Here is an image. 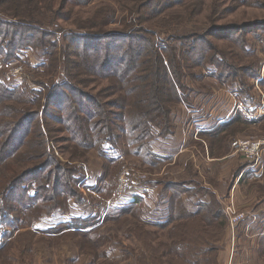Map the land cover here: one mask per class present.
Wrapping results in <instances>:
<instances>
[{
    "label": "trees",
    "instance_id": "obj_1",
    "mask_svg": "<svg viewBox=\"0 0 264 264\" xmlns=\"http://www.w3.org/2000/svg\"><path fill=\"white\" fill-rule=\"evenodd\" d=\"M57 1L0 0V64L20 58V53L32 46L49 48L50 56L61 49V68L65 72L61 81L49 80V84L41 81L44 90L45 86L48 88L45 101L39 98L42 95L39 90L31 89L30 96L22 86L9 87L0 81V227L6 231L0 238V257L9 261L2 262L4 264L17 261L7 251L14 248L16 255L18 249L24 253L20 246L7 242L14 232L28 227L24 235L40 234L31 228L41 219L44 210L47 215H53L58 210H67L71 200L83 204L82 193L78 190L83 174H78L79 170L71 165L74 161H85L90 151H98L104 166L110 170V173L104 172L100 180L106 183L110 177L108 184L98 188L106 197L112 192L114 177L108 174L120 166L118 161H125L128 148L132 147L134 151L130 153L148 167V159L156 157L149 151L147 140L165 137L175 127L172 110L183 100L180 90H186L187 84H182L185 71L194 77L191 69L215 64L219 69L246 70L245 75L252 79L261 75L254 57L242 68L229 65L224 58L227 53H221L222 49L214 46L210 37L232 40V45L248 52L250 47L246 45L245 35L262 29L264 22L235 24L236 28L231 29L213 26L206 33L189 36H180L171 30L172 34L163 37V30L155 31L143 24L162 17L154 26L172 25L177 12L167 13L171 7L196 5L201 0H114L123 11L136 15L135 18L129 20L128 16H123L118 20L114 11L109 10L108 14L101 9L91 25L73 23L76 27L70 28L69 33L61 37L63 40L60 38V48L57 41L53 42L54 38L58 39L57 34L46 29L41 17L53 12L68 19L66 14L72 15L71 9L87 7L92 0H60L56 5ZM238 4L248 5L244 1ZM114 23L119 26L107 30ZM218 55L221 62H218ZM230 59L235 64L239 55L231 54ZM58 65L56 62L53 66L55 70ZM213 77L225 83L226 79ZM104 80L118 84V90L113 88V100L101 99L105 94L98 87ZM260 81L264 86V78ZM252 88V85L240 83L237 94L244 96L243 103L255 101L249 93ZM241 123L252 125L255 122L240 116L226 126L227 130L238 128ZM259 129L264 135V123ZM231 136L227 132L225 138ZM62 138L71 143L66 146L68 160L57 156L52 146ZM122 138H127L126 143L118 144ZM21 163L27 166L20 170ZM163 184L174 189L170 197V217L159 225L166 228L174 223L165 239L155 240L154 232L146 230L150 222L143 219L141 197H134L125 206L108 209L103 223L121 224L126 221L125 215L137 218L139 223L132 222L134 236H129L137 240L138 245L131 252L141 255L142 258L136 256L144 264H184L183 260L186 264H218V248L213 242L219 240L224 223H214L209 216L197 220L193 213L184 212L180 188L168 182ZM64 196L66 203L61 205L59 199ZM50 203L53 204L49 206ZM20 208L26 211L25 216L23 210L15 214ZM213 213L218 216L220 208ZM181 216L183 220L179 222ZM102 224L90 218L74 219L59 225L50 235L72 232L90 235L94 242H100L98 234L92 233Z\"/></svg>",
    "mask_w": 264,
    "mask_h": 264
},
{
    "label": "rangeland",
    "instance_id": "obj_2",
    "mask_svg": "<svg viewBox=\"0 0 264 264\" xmlns=\"http://www.w3.org/2000/svg\"><path fill=\"white\" fill-rule=\"evenodd\" d=\"M239 1L247 2L248 5H239ZM239 1L226 0L224 3H222L221 0H201L198 1L199 3H197L196 5H188L181 7L175 6L171 7L167 11V13L177 12V19L174 24L165 27L154 26L156 21L162 20V17H158L155 19H151L150 21H148V23H145L143 25L148 28H153L155 31L163 30L164 32H162V34L164 37V35L166 36L172 33H178L180 34V36L181 34H186L184 36H189L193 34L199 35L206 33L207 30H209L213 26L217 29L221 26H229L227 28L231 29L236 28L235 24L247 23L251 21L264 22V0ZM213 2H215V5H213ZM59 3L60 0H58L55 4L57 5ZM254 5L258 7H255ZM105 6H108L109 8L107 9ZM101 9L105 10V13L108 14L111 13L109 10L114 11L115 17L118 20L123 16H128L129 20H131L136 16L131 15L128 10L123 11V7L119 5L118 2L115 3L114 0H92L87 7H82L80 9H71L70 11L72 15L66 14V17L68 19H62L60 15L53 12H47L44 17H41V19L43 21L44 26L47 27L46 29L53 31L57 34L58 39L54 38L53 42L57 41L59 47L61 48V39L63 40V38L61 37L67 35L70 31V28L76 27L75 25H73V23H77L80 25H91V21L94 20V16L97 15V13ZM118 26V23H114L109 26L107 30L117 28ZM171 30H173L174 32L171 33ZM245 38L247 40L246 45L250 47V50L248 52L246 51V49L241 50L237 46L235 47L234 45H232L231 43L233 41L230 39V41H224L216 39L215 37H210V40L214 46H217L219 49H222L221 53H227L228 56L224 58L226 59L229 65H238L242 68L244 65H247L249 63V60H252L253 57L257 59L258 67L261 70L260 78L258 77L259 79H252L246 76L245 74L247 71H244L243 69L240 71H238L236 68L219 69L215 64H207L202 69H191L190 72H194V77L189 76L188 71H185V74L182 76V84H187L186 90H180V95L182 96L183 100H180L179 104L174 106L172 110L173 119L178 118L179 107L181 108V113H183V106L185 104L189 106H199L198 104L206 105L212 102L222 103V98H224L226 95H231L230 93H232L236 96L237 89H240L241 82L247 84L248 86H253L249 93L254 96L255 99L252 104H248L245 102L243 103L242 100L244 99V96L237 94L236 99L242 104L244 108H250L249 110L253 111L252 113H254L260 105L264 104V86L261 84L262 81H260V79L264 78V26L262 29H259L254 33L246 34ZM187 42L191 43L193 41ZM238 46L241 47L240 45ZM48 50L50 51L49 48ZM48 50L32 46L29 47L28 50H26L25 52H21L20 58L18 57V59L16 60H11L10 63L7 64L1 63L0 81L5 83L9 87L22 86L24 89L28 90L27 92L30 96L31 89L39 90V93L42 94L39 98L45 101L48 93V88L47 86H45L44 90V87L41 85V81H45L47 82V84L51 83V81L49 80L55 79L56 81H61L65 74V72L61 68L63 62V58L61 57V49L58 52L55 50L52 56H50ZM231 54L239 55V60L234 61L235 64L230 59ZM217 59L218 62L222 61L220 55H218ZM56 62L59 64L57 70H55L56 68L53 67ZM17 68H21V71L16 70ZM213 75L220 76L226 79L224 81L225 83H221L222 81L219 82L216 78L213 77ZM98 84L100 83H97V85ZM100 87L102 90H104L103 94H105L103 97H101L103 101L113 100V88L115 89L117 87V90L119 89L118 84L112 80L101 81V84L99 85L98 89H100ZM88 89L94 92V90L90 88ZM63 114H65V112ZM249 120L258 124L252 123V125H247L241 123L240 127H236L231 131L227 130V132L232 135V137L230 138H235L232 140V142L236 139L264 140L263 132L261 129H259V127L264 123V113L258 118L253 117V119L249 118ZM235 126H237V124ZM157 133L158 130L155 131L156 135ZM60 134L62 135V133ZM52 136H54V134H52ZM215 138L219 137L215 136ZM126 141L127 138H122L118 142V144H125ZM226 143L227 142H225V144ZM70 144V142L65 141V138H62V140L52 143V146H54V150L57 156L59 155L62 160H68L66 159L68 158V156L67 154L65 155V152L66 146H69ZM230 149L231 153H233L232 143ZM131 151H134L133 148H128V153L125 161H118L117 164H120V166H118L116 170L115 167L113 168V170H111V172H113L112 176H114L112 179V190L114 189V191H112L113 194L110 195L111 200H109L104 193H99L98 191H96V193H93L92 191L94 190H88L89 188H92L88 186H95L97 187L96 189L105 186L104 183H100L99 181L98 184L95 185L94 183H88L89 181L86 180L88 175L90 176L91 174H93L94 176H99L102 175L104 172L110 173V170L106 169L105 166L103 167L104 170L102 169L101 172V162L103 161V159L100 157L98 151H90L88 154V158L85 161H74L73 163L75 165L73 163L71 165H73V167L79 170L78 174H81L82 172V174L85 175L83 180L84 183L83 181H81L78 190L82 193L81 199L83 200V204L86 205L88 209L84 210V212L78 207L76 210L73 211L74 207L76 208V206H74V203L76 201H73L72 210L70 207L71 202L67 210H58L53 215H47L45 212L46 210H44L42 212L43 214L41 213V219L34 223L33 228H31V230H36V225L39 226V228H50L49 226L52 223L55 224V227H58L60 225V216L70 214L72 211L73 215L88 214V216L90 217H96L97 215H94V212L96 210L99 209V211H102L105 209V205L110 206L113 205L114 202L117 203L118 201L115 200L114 192L117 188L118 180L125 167L134 168L140 172L148 174L146 179L139 182L140 184H144L146 181H149V178H158L160 184H162L160 187V191L162 190V192L165 193L166 187H164L165 184H163V182H167L165 180H168V178L165 179V177L161 176L160 173H158V169L155 170V172L158 174L154 175V169L145 166L143 163H141V160L135 159L134 155L130 153ZM263 151L264 147L262 153ZM94 154H96L95 158L94 156H92ZM243 157L247 160L244 155ZM26 166L27 164L21 163L20 170L25 168ZM115 172L116 175H114ZM164 188L165 191H163ZM65 199V196L59 199L61 205L64 202L66 203ZM231 200L234 201L233 197H230L229 202L225 203L224 212L225 210L227 211L228 204L233 203L235 210H237L238 213H244V216L246 217L245 211L241 210L236 205L235 201L230 202ZM52 204L50 203L49 206ZM90 209L95 211L92 212ZM22 210L25 216L26 211L23 208H20L19 212H16L15 214L19 215L20 211ZM147 213V218L150 223L146 225V230L154 232L156 236L155 240L165 239L167 237L168 230L174 225V223L173 225L171 224L166 228H161V226H159V223L152 222L154 216L152 211L148 209ZM150 213H152V215ZM103 215L101 216V218H96L95 221H97L98 224H102L105 220V215L104 217ZM68 216L69 215H66V217ZM124 217L126 221L122 222L121 224L117 225V223L115 222H104L101 227L96 228V230L92 234H98V237L101 240L100 242H94L95 239H93L90 235L82 236L78 233L72 232H60L54 235H50V232L55 228L49 229L45 234L37 235L33 232L34 230L32 231V234L30 233L24 235L28 227L22 231L14 232L12 237L8 238L7 242H11V245L20 246L21 249H24V253L20 252V250L18 249L16 255L14 248L7 251L10 256H14L17 259L16 262H12L11 264H144V261L138 260V257L142 258L141 255L138 254V256L137 254H133V252H131L134 248L137 247L138 242L137 240H133L132 237L129 236V234H131V236H134L135 232L131 231L134 226L132 222L139 223V220L135 217L128 215H125ZM242 221H240L233 229V227L230 226V221L228 220L227 224L230 231L232 233L235 232V229ZM5 232V229L0 227V238L3 234H5ZM223 232L225 231H219V240L213 242L218 248V264H223L222 262H225V264H229V262H233L235 261V259L237 262H246L247 260H252L253 263H264V242L261 241L260 246L258 245V248L256 247L257 245H253L254 250H251L249 253H244V243L239 242L238 244V241H240L238 238L236 239L234 248L231 235H228L226 242L222 236ZM208 238L209 240H211V236H209ZM226 246L229 252L228 256L224 257L223 253L225 251L223 248H226ZM220 257L221 260L224 257V261L221 262ZM2 262L9 261H7L3 257H0V264H4ZM183 263L186 264L184 260Z\"/></svg>",
    "mask_w": 264,
    "mask_h": 264
},
{
    "label": "crops",
    "instance_id": "obj_3",
    "mask_svg": "<svg viewBox=\"0 0 264 264\" xmlns=\"http://www.w3.org/2000/svg\"><path fill=\"white\" fill-rule=\"evenodd\" d=\"M230 94L222 98V103L212 102L206 105L198 104L199 106L185 104L183 113L179 107L178 118L174 119V132L165 137L148 138L149 151L156 158L152 159L151 157L147 164L149 168L154 169V175L160 173L169 181L163 180L172 184L173 187L180 188L181 208L184 212L193 213L195 219L209 216L214 223H224L221 230L225 231L222 234L225 241L227 242L228 235H231L235 248L236 239L239 238L238 244L243 242L244 253H249L254 250V246L257 245L258 248L260 242H264V151L260 163L256 166H252L251 162L246 160L243 155L231 153L230 146L235 138H225L228 125L240 116L249 118L241 110H236V106L241 104L236 99L237 93L236 96ZM215 136L219 138H215ZM92 156L95 158L96 154ZM103 167L104 162L102 161L101 172ZM156 169H158V173L155 172ZM103 175L104 173L99 176L91 174L86 180L95 185L98 184V181L100 182ZM108 175H112V172ZM84 176L83 174L82 181ZM109 180L110 177H107L104 184H108ZM152 180L155 183L150 185L148 182ZM149 181L135 186L122 198H117L114 192L117 203L114 202L110 206L105 205L106 207L102 211L90 209L92 212L95 211L96 217H90L88 214L73 215V211L78 207L82 211L88 209L86 205L75 202L76 208L74 207L70 214H66L69 215L68 217L60 216L59 224L69 223L79 218H90L95 222L96 218H101L108 209L125 206L134 197L142 198L141 206L145 221H149L147 218L149 209L154 214L152 222L164 224L170 217L169 204L174 189L166 187V192L163 193L162 190L160 191L162 184L158 178H149ZM88 187H92L87 189L94 190L93 193L98 191L95 186ZM112 194L113 192L110 195ZM230 197H233L236 205L246 213L245 219L233 233L228 227V218L224 212V205L229 202ZM107 198L111 200L110 196ZM73 201H70L71 210ZM218 207L220 208L219 217L213 213V211H217ZM152 213L150 214L152 215ZM182 217L179 221L183 220ZM49 227L39 228L36 225V230L40 234H45L49 229L56 228L54 223ZM214 232L215 229H213ZM223 249L225 251L223 255L227 257L229 252L227 246ZM224 257L222 260L220 257L221 262L224 261ZM222 263L225 264V262ZM229 264L264 263H253L252 260L237 262L235 259Z\"/></svg>",
    "mask_w": 264,
    "mask_h": 264
},
{
    "label": "built area",
    "instance_id": "obj_4",
    "mask_svg": "<svg viewBox=\"0 0 264 264\" xmlns=\"http://www.w3.org/2000/svg\"><path fill=\"white\" fill-rule=\"evenodd\" d=\"M16 70L21 71V68ZM11 79V78H10ZM15 79V78H14ZM236 110H241L245 116L253 119V117L258 118L264 113V104L260 105L257 110L253 111L246 110L242 104L236 106ZM253 116V117H251ZM264 147V140H248V139H236L232 142V148L234 154L244 155L248 161L251 162L252 166H256L260 163L262 157V150ZM147 173L140 172L134 168L125 167L122 174L118 180L117 188L115 190V196L117 198H122L127 192H129L135 186L140 185L139 182L147 178ZM234 204H228L226 215L230 221V226L235 228V226L242 221L245 216L242 212H237L235 210Z\"/></svg>",
    "mask_w": 264,
    "mask_h": 264
}]
</instances>
